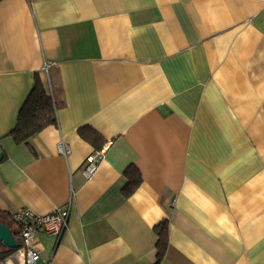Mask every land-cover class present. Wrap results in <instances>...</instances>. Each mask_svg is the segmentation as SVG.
<instances>
[{"label": "crops", "instance_id": "obj_1", "mask_svg": "<svg viewBox=\"0 0 264 264\" xmlns=\"http://www.w3.org/2000/svg\"><path fill=\"white\" fill-rule=\"evenodd\" d=\"M37 79L57 121L19 141ZM70 201L37 264H157L163 221L159 264H264V0L0 1V224Z\"/></svg>", "mask_w": 264, "mask_h": 264}, {"label": "built area", "instance_id": "obj_2", "mask_svg": "<svg viewBox=\"0 0 264 264\" xmlns=\"http://www.w3.org/2000/svg\"><path fill=\"white\" fill-rule=\"evenodd\" d=\"M50 67V64H44L45 74H49ZM57 151L67 157L71 149L64 141H61L57 145ZM103 153V151L98 152L87 158L82 171L87 179L96 173ZM70 212L71 201L65 206L56 208L50 214H38L29 208L14 212L12 219L21 230V247L14 250L0 264H37L41 259V251L36 245V233L42 232L60 238L68 229Z\"/></svg>", "mask_w": 264, "mask_h": 264}, {"label": "trees", "instance_id": "obj_3", "mask_svg": "<svg viewBox=\"0 0 264 264\" xmlns=\"http://www.w3.org/2000/svg\"><path fill=\"white\" fill-rule=\"evenodd\" d=\"M56 121V103L54 94H50L45 85L37 79L31 95L21 110L19 121L13 131V135L19 141H27L48 126L56 124ZM81 135L86 137L84 132H81ZM125 175L129 180L125 192L133 193L142 182L141 174L136 168L129 167L126 170ZM156 233L158 236L157 264H159L165 257L169 245L168 221L161 222L156 228Z\"/></svg>", "mask_w": 264, "mask_h": 264}, {"label": "water", "instance_id": "obj_4", "mask_svg": "<svg viewBox=\"0 0 264 264\" xmlns=\"http://www.w3.org/2000/svg\"><path fill=\"white\" fill-rule=\"evenodd\" d=\"M0 242H3L12 250H16L21 247V244L15 241L11 231L3 224H0Z\"/></svg>", "mask_w": 264, "mask_h": 264}, {"label": "rangeland", "instance_id": "obj_5", "mask_svg": "<svg viewBox=\"0 0 264 264\" xmlns=\"http://www.w3.org/2000/svg\"><path fill=\"white\" fill-rule=\"evenodd\" d=\"M48 90H50V89L48 88ZM49 93L52 94V90Z\"/></svg>", "mask_w": 264, "mask_h": 264}]
</instances>
